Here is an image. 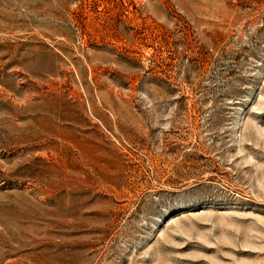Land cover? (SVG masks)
Masks as SVG:
<instances>
[{"label":"rangeland","instance_id":"rangeland-1","mask_svg":"<svg viewBox=\"0 0 264 264\" xmlns=\"http://www.w3.org/2000/svg\"><path fill=\"white\" fill-rule=\"evenodd\" d=\"M0 264H264V0H0Z\"/></svg>","mask_w":264,"mask_h":264}]
</instances>
